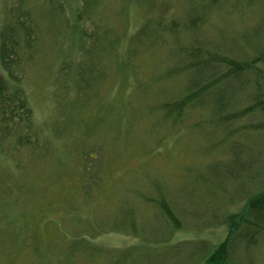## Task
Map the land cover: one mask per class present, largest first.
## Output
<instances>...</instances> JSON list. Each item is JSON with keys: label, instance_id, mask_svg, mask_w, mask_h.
<instances>
[{"label": "rangeland", "instance_id": "374dc122", "mask_svg": "<svg viewBox=\"0 0 264 264\" xmlns=\"http://www.w3.org/2000/svg\"><path fill=\"white\" fill-rule=\"evenodd\" d=\"M228 2L218 1L201 36L237 38L262 13L253 5L242 15L237 8L221 12ZM183 3L65 0L60 12L59 0H0V31L25 12L39 25L38 52L24 80L16 83L0 66L8 88L23 87L39 141L34 148L12 141L0 147V264H202L200 257L225 239L224 217L264 186L258 178L241 187L242 197L234 183L226 193L206 195L201 170L224 173L220 162L204 168L207 155L226 160L228 145L207 153L201 137L207 125L191 121L206 118L207 110L180 123L162 118V101L184 87L172 42L149 48L139 36L126 55L135 32L178 19ZM81 75L101 79L86 89ZM160 197L181 227L170 226ZM245 245L230 253L229 264H264V237ZM203 246L201 256L192 253Z\"/></svg>", "mask_w": 264, "mask_h": 264}, {"label": "trees", "instance_id": "16d2710c", "mask_svg": "<svg viewBox=\"0 0 264 264\" xmlns=\"http://www.w3.org/2000/svg\"><path fill=\"white\" fill-rule=\"evenodd\" d=\"M49 1L52 3L54 0ZM60 1L62 4L57 5L58 10L65 12V0ZM218 1L184 0L183 15L178 19L146 23L135 32L127 43L126 55L131 53L139 36L140 45L149 48L166 38L172 42V55L177 56L174 64L184 67V87L180 95L165 98L159 112L171 124L184 122L186 117L207 110L206 118L191 121L207 125L209 132L201 134L208 140L207 153H213L215 148L227 143L229 155L226 160L207 155L210 160L204 168L220 162L224 173L209 175L201 170L206 178L202 185L210 188L209 194L205 193L212 196L219 191L226 193V184L234 183V193L242 197V186L251 188V183L254 184L258 178L264 182V160L253 171L264 155V24H261L264 0H227V9L220 10L223 13H233L237 8L241 14L239 10H246L245 7H258L262 13L249 27L244 26L239 37H221L220 40L201 36L209 15L220 8H216ZM157 24L160 26L158 31ZM38 29L34 14L25 12L0 31V66L16 83L24 80L25 66L38 52ZM91 37L92 40L97 38L96 35ZM80 45L84 46L83 43ZM77 66L80 70L86 69L84 61ZM93 78L95 83L97 78L101 79L99 76L81 75L80 87L92 88ZM23 91V87L8 88L5 78L0 76V147L6 141L14 142L17 147L32 148L39 143L35 137L32 109ZM241 199L244 200L241 211L226 215L222 221L227 229L224 241L207 256V252L202 255L199 263L229 264L230 253L244 249V244L248 250L256 246L260 237H264V186ZM158 205L172 228L181 227L177 216L161 197ZM206 246L195 247L191 251L201 256Z\"/></svg>", "mask_w": 264, "mask_h": 264}]
</instances>
